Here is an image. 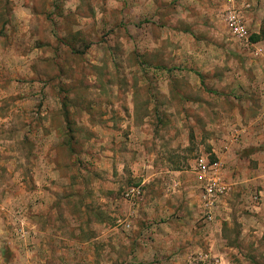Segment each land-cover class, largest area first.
Returning a JSON list of instances; mask_svg holds the SVG:
<instances>
[{
	"label": "rangeland",
	"instance_id": "374dc122",
	"mask_svg": "<svg viewBox=\"0 0 264 264\" xmlns=\"http://www.w3.org/2000/svg\"><path fill=\"white\" fill-rule=\"evenodd\" d=\"M250 55L221 0H0V243L17 238L19 219L27 232L25 252L6 251L5 264L74 257L39 234L60 222L39 212L41 159L55 150L59 171L73 167L79 181L97 172L99 157L85 155L112 129L126 171L143 149L189 164L208 151L212 108H231L238 97L227 89L251 82ZM246 261L264 264L263 252Z\"/></svg>",
	"mask_w": 264,
	"mask_h": 264
},
{
	"label": "crops",
	"instance_id": "0c3cea01",
	"mask_svg": "<svg viewBox=\"0 0 264 264\" xmlns=\"http://www.w3.org/2000/svg\"><path fill=\"white\" fill-rule=\"evenodd\" d=\"M261 6L247 10L251 36L263 31L264 2ZM252 42L251 82L227 89L238 97L231 96L235 103L231 108H212L208 151H201L189 164L183 158L173 162L156 150L143 149L130 165L131 172L126 171L117 145L109 142L114 141L113 135L114 143L120 137L112 129L102 130L106 137L98 150V145H92L99 154L90 150L85 155L95 162L99 157L97 172L84 170L79 181L74 179L73 167L62 168L66 173L59 171L53 160L55 150L41 159L39 212L47 218L56 214L60 221L39 231L41 239L48 238L60 251L67 245L74 256L68 264H96V246L99 260L106 256L105 264L109 256L116 264H186L194 253L219 256L224 264H251L247 253L258 250L264 255V37ZM185 142L183 148L189 145ZM204 144L199 143L200 150ZM199 158L221 162L230 186L210 219L203 206L202 179L195 170ZM126 179L134 184L123 190ZM131 187L142 191L134 203L123 197ZM21 238L17 234L7 244L0 243L3 264L6 251L25 252L26 241L18 242ZM80 250L83 256L73 261Z\"/></svg>",
	"mask_w": 264,
	"mask_h": 264
},
{
	"label": "built area",
	"instance_id": "2783aa9c",
	"mask_svg": "<svg viewBox=\"0 0 264 264\" xmlns=\"http://www.w3.org/2000/svg\"><path fill=\"white\" fill-rule=\"evenodd\" d=\"M225 4V19L232 36L247 48L253 47L251 33L247 27V8L248 4L238 3L237 0H222ZM196 171L199 172L202 179V198L203 206L207 219H210L214 213L217 203L228 194L230 186L223 178V166L221 162L210 161L199 158L196 163ZM139 187H131L123 194L124 199L134 203L141 195ZM258 201L259 197L256 196ZM16 233L22 237L27 235L23 223L16 230ZM186 264H224L222 258L210 253H194Z\"/></svg>",
	"mask_w": 264,
	"mask_h": 264
},
{
	"label": "trees",
	"instance_id": "16d2710c",
	"mask_svg": "<svg viewBox=\"0 0 264 264\" xmlns=\"http://www.w3.org/2000/svg\"><path fill=\"white\" fill-rule=\"evenodd\" d=\"M263 37H264V28H263V31H262V33L260 35L259 34H255V35L251 36V39H252V41H259Z\"/></svg>",
	"mask_w": 264,
	"mask_h": 264
}]
</instances>
